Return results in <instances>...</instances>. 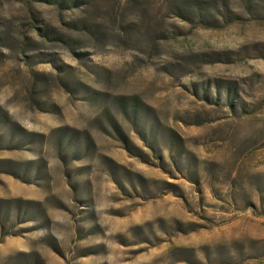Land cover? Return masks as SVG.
<instances>
[{"label":"rangeland","instance_id":"rangeland-1","mask_svg":"<svg viewBox=\"0 0 264 264\" xmlns=\"http://www.w3.org/2000/svg\"><path fill=\"white\" fill-rule=\"evenodd\" d=\"M0 264H264V0H0Z\"/></svg>","mask_w":264,"mask_h":264}]
</instances>
